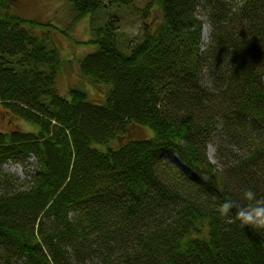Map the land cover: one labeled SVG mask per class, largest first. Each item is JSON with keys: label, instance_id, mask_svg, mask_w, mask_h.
Masks as SVG:
<instances>
[{"label": "trees", "instance_id": "1", "mask_svg": "<svg viewBox=\"0 0 264 264\" xmlns=\"http://www.w3.org/2000/svg\"><path fill=\"white\" fill-rule=\"evenodd\" d=\"M65 1L90 16L100 100L61 94L60 51L0 0V106L32 126L0 129V164L36 159L23 184L0 170V264H264L241 212L264 203V0H153L162 21L128 51L97 14L133 0Z\"/></svg>", "mask_w": 264, "mask_h": 264}, {"label": "rangeland", "instance_id": "2", "mask_svg": "<svg viewBox=\"0 0 264 264\" xmlns=\"http://www.w3.org/2000/svg\"><path fill=\"white\" fill-rule=\"evenodd\" d=\"M14 11L27 19L37 20L40 25L36 31L39 33L50 48H57L63 63L58 72V87L60 93L68 96L72 87L84 89L90 97L100 100L101 93L91 81L80 71L79 60L87 53L93 51L95 46L90 44L92 31L90 16L87 15L80 21L74 20V11L65 0H11ZM153 0H133L131 6H109L107 11L99 12V22L103 23L116 14L118 19L119 46L128 51L130 47L142 40L147 26L155 27L162 21V13L158 5L154 3L147 8ZM211 26L204 25L203 43L209 42ZM207 32V38H204ZM14 122V123H13ZM18 124L23 130L32 129V126L19 119H9L3 114V106H0V129L14 128ZM34 129V127H33ZM131 137L143 138L151 135V131L144 128H134ZM216 147L213 143L208 146L209 158L215 162ZM172 159L176 156L170 154ZM36 159L31 157L24 164L14 160H8L0 164V170H5L19 178V182L31 181L30 175L34 172Z\"/></svg>", "mask_w": 264, "mask_h": 264}, {"label": "clouds", "instance_id": "3", "mask_svg": "<svg viewBox=\"0 0 264 264\" xmlns=\"http://www.w3.org/2000/svg\"><path fill=\"white\" fill-rule=\"evenodd\" d=\"M244 196L247 199H255V194L251 189H247L244 192ZM231 207H233V202L227 200L222 206L224 212H227ZM241 212L247 220L253 223L264 224V203L253 205L250 208H242Z\"/></svg>", "mask_w": 264, "mask_h": 264}, {"label": "bare ground", "instance_id": "4", "mask_svg": "<svg viewBox=\"0 0 264 264\" xmlns=\"http://www.w3.org/2000/svg\"><path fill=\"white\" fill-rule=\"evenodd\" d=\"M207 36H208L207 32H204V38H207Z\"/></svg>", "mask_w": 264, "mask_h": 264}]
</instances>
